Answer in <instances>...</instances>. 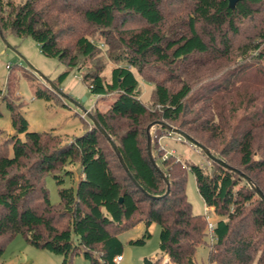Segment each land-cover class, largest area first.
Masks as SVG:
<instances>
[{
    "label": "trees",
    "instance_id": "trees-1",
    "mask_svg": "<svg viewBox=\"0 0 264 264\" xmlns=\"http://www.w3.org/2000/svg\"><path fill=\"white\" fill-rule=\"evenodd\" d=\"M0 30L32 37L45 55L65 63L58 87L71 69L85 68L82 80L92 94L117 96L91 114L132 174L92 120L65 143L59 135L29 131L9 100L16 134L0 143V257L22 234L60 254V264H72L77 253L93 264H116L118 234L141 222L145 233L130 243H144L152 223L160 225V253L143 264H161L164 255L175 264H198L201 245L209 246L210 264H264V200L255 190L264 193V92L257 87L232 95L229 87L264 84V0H0ZM238 57L241 68L222 63ZM248 59L256 61L252 75L244 72ZM218 66L231 69L212 82V92L194 91L198 76ZM140 76L153 84L151 104L142 100ZM36 93L54 98L43 87ZM159 122L186 132L216 159L199 147L211 161L206 167L173 153L156 157L149 133L151 151L165 132L183 139ZM76 162L74 181L67 166ZM188 171L218 216L211 233L208 216L192 210ZM48 176L58 184L57 203ZM68 176L72 184L64 186Z\"/></svg>",
    "mask_w": 264,
    "mask_h": 264
},
{
    "label": "rangeland",
    "instance_id": "rangeland-1",
    "mask_svg": "<svg viewBox=\"0 0 264 264\" xmlns=\"http://www.w3.org/2000/svg\"><path fill=\"white\" fill-rule=\"evenodd\" d=\"M13 1L19 2L21 0ZM135 25L137 22L130 24V26ZM253 62L256 63L255 60L248 59L246 66H243L245 75H252L255 66ZM222 63L230 67L235 65L237 69L243 65L240 57H238L237 62L224 60ZM262 63L264 64V58ZM111 66L112 63L105 72L107 75L110 74ZM227 66H222V69L218 66L207 76L199 75L193 84V90H201L202 92L211 90L212 92L213 87H215V83L212 82L219 81L229 74L231 68ZM66 69H68L66 64L58 58L45 55L38 42L32 37H20L10 30L6 31L4 37L0 33V143L11 139V136L16 134L12 125L9 100L27 118L29 131L56 134L63 138L65 143H68L75 136L81 135L86 127L91 124L92 121L86 111L91 113L96 107L105 110L116 99L115 94L107 98L92 94L87 83L82 80L85 68L82 70L73 68L69 71L59 86L67 95L62 96L51 87L50 83L55 82L60 73ZM249 69L251 71H248ZM140 84L142 100L151 104L153 101L151 98L153 84L146 81L142 76H140ZM38 87H43L52 92L54 98L47 99L38 96L36 93ZM229 87L232 95H235L236 91L248 94L250 90L254 91V88L257 87H260L264 92V84L253 80L245 83L237 81L235 85ZM232 98L236 100L235 96ZM163 135L155 143L156 148L151 151L156 157H159V152H161L164 156L173 153L196 163H205L208 159L201 149L189 141L181 139L177 134L170 135L165 132ZM19 137L24 138L25 133H20ZM11 154H13V149H11ZM67 167L74 169V181H77L80 174L77 162L69 164ZM46 183L50 191L51 201L59 202L58 184L54 177L48 176ZM71 184L70 177H65L63 185L69 186ZM186 191L194 213L206 214L208 219L213 222L218 219L214 210L206 205L200 195L195 175L191 171H188ZM145 230L144 223L140 222L118 234L122 242L124 258L116 264H143L145 257L154 258L160 253V225L157 223H152L150 226L151 234L144 243H130L131 239L142 237ZM209 239L211 241V238ZM208 252L209 246L201 245L198 247L196 252L198 264H210L207 260ZM61 260L60 254L35 247L22 234H18L5 245L4 253L0 257V264H60ZM72 264L93 263L90 259L85 258L82 253H77L73 256Z\"/></svg>",
    "mask_w": 264,
    "mask_h": 264
},
{
    "label": "water",
    "instance_id": "water-1",
    "mask_svg": "<svg viewBox=\"0 0 264 264\" xmlns=\"http://www.w3.org/2000/svg\"><path fill=\"white\" fill-rule=\"evenodd\" d=\"M236 0H230V4H234ZM0 33L1 35L4 37L2 31L0 30ZM33 70H35L34 67H32ZM36 71V70H35ZM51 87L53 89H55V91H57L58 93H60L62 96H67L66 93H64L62 91V89L60 87H58L54 82H51L50 83ZM87 114L89 115L90 119L94 122V124L101 130V132L110 140L111 142V145L113 146L115 152L117 153L118 157H119V160L123 166V168L127 171L128 175H130L132 177V174L130 173L129 169H128V166L126 165L123 157L121 156L120 154V150L118 148V146L116 145V143L110 138L109 134L107 133V131L101 126V124L98 122V120L89 112V111H86ZM160 124H162L163 126H165L169 131L171 132H176L178 134H180L183 139L189 141L191 144L195 145L196 147H199L201 149H203L206 153V155L210 158V159H216V157L210 152V150H208L206 147H204L202 144H200L197 140H195L193 137H191L189 134H187L186 132L172 126V125H168L166 124L165 122H159ZM149 136V140H148V145H149V152L151 153V150H150V145H151V135L150 133L148 134ZM219 163H221L222 165L226 166L227 168H232L234 169L235 171L237 172H240L239 169L237 168H234V167H231L230 165H228L224 160L222 159H218ZM241 175L246 177V179L249 181V182H252L250 177L247 176L245 173H242L241 172ZM255 190L257 191L258 195L264 200V193L263 191L260 189V187L258 186H255ZM122 200V198L120 199Z\"/></svg>",
    "mask_w": 264,
    "mask_h": 264
},
{
    "label": "built area",
    "instance_id": "built-area-1",
    "mask_svg": "<svg viewBox=\"0 0 264 264\" xmlns=\"http://www.w3.org/2000/svg\"><path fill=\"white\" fill-rule=\"evenodd\" d=\"M210 163H211V161L209 159H207L205 163H202V165L204 167H206V166L210 165ZM213 226H214V222L213 221H210L209 222V227H210L211 232L213 231ZM123 258H124L123 255H117L115 257V261L116 262H119V261L123 260Z\"/></svg>",
    "mask_w": 264,
    "mask_h": 264
},
{
    "label": "crops",
    "instance_id": "crops-1",
    "mask_svg": "<svg viewBox=\"0 0 264 264\" xmlns=\"http://www.w3.org/2000/svg\"><path fill=\"white\" fill-rule=\"evenodd\" d=\"M161 264H175V263H173V262L169 259V257H168L167 255H164Z\"/></svg>",
    "mask_w": 264,
    "mask_h": 264
}]
</instances>
